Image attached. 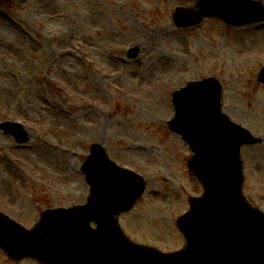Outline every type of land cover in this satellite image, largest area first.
<instances>
[{
	"label": "rangeland",
	"instance_id": "obj_1",
	"mask_svg": "<svg viewBox=\"0 0 264 264\" xmlns=\"http://www.w3.org/2000/svg\"><path fill=\"white\" fill-rule=\"evenodd\" d=\"M197 2L0 0V123L31 132L27 148L0 133V212L31 229L46 209L85 204L81 166L100 143L147 179L120 217L126 235L166 252L184 247L176 220L204 189L189 171L188 144L167 126L173 91L218 79L224 112L264 137V24L177 27L175 8ZM130 47L140 50L135 59ZM242 155L244 194L264 211V145ZM0 264H11L1 251Z\"/></svg>",
	"mask_w": 264,
	"mask_h": 264
},
{
	"label": "water",
	"instance_id": "obj_2",
	"mask_svg": "<svg viewBox=\"0 0 264 264\" xmlns=\"http://www.w3.org/2000/svg\"><path fill=\"white\" fill-rule=\"evenodd\" d=\"M198 7L199 12L178 8L176 24L196 25L205 16L234 25L264 20V5L255 0H200ZM261 76L264 82V70ZM221 94L214 78L190 82L173 94L176 116L169 127L191 145L189 167L205 189L177 221L186 238L182 250L163 253L123 233L117 216L134 206L144 179L111 162L101 144L92 146L83 166L91 184L88 204L46 211L32 231L0 213V246L15 259L43 264H264V213L250 207L242 193L240 149L257 139L223 113ZM5 125L7 132L24 134L19 124Z\"/></svg>",
	"mask_w": 264,
	"mask_h": 264
},
{
	"label": "bare ground",
	"instance_id": "obj_3",
	"mask_svg": "<svg viewBox=\"0 0 264 264\" xmlns=\"http://www.w3.org/2000/svg\"><path fill=\"white\" fill-rule=\"evenodd\" d=\"M262 100H263V99L258 100V101H261L260 104H262ZM263 101H264V100H263Z\"/></svg>",
	"mask_w": 264,
	"mask_h": 264
}]
</instances>
